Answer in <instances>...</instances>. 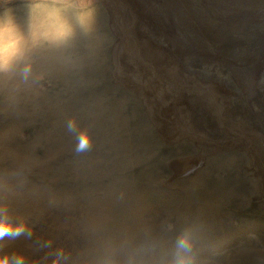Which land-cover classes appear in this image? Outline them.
Masks as SVG:
<instances>
[{
  "label": "rangeland",
  "instance_id": "obj_1",
  "mask_svg": "<svg viewBox=\"0 0 264 264\" xmlns=\"http://www.w3.org/2000/svg\"><path fill=\"white\" fill-rule=\"evenodd\" d=\"M97 6L93 35L0 78V205L33 228L3 252L163 264L187 230L197 264H264V0Z\"/></svg>",
  "mask_w": 264,
  "mask_h": 264
},
{
  "label": "clouds",
  "instance_id": "obj_2",
  "mask_svg": "<svg viewBox=\"0 0 264 264\" xmlns=\"http://www.w3.org/2000/svg\"><path fill=\"white\" fill-rule=\"evenodd\" d=\"M25 22H18L12 0H0V78L19 77L27 83L34 76L36 58L73 48L81 37H90L98 27L97 0H22ZM42 78V77H39ZM67 130L76 136V152L91 148L87 129H78L75 119ZM33 228L27 220H13L7 205H0V264H25L22 253H4L5 240L31 239ZM51 240L43 247L50 248ZM70 253L60 248L52 264L67 261ZM163 264H197L195 241L190 231L179 234L170 259Z\"/></svg>",
  "mask_w": 264,
  "mask_h": 264
}]
</instances>
